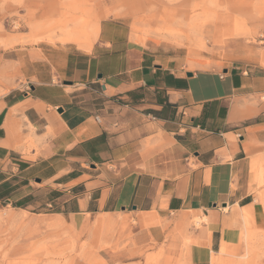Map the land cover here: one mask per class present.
I'll use <instances>...</instances> for the list:
<instances>
[{
    "label": "crops",
    "instance_id": "obj_1",
    "mask_svg": "<svg viewBox=\"0 0 264 264\" xmlns=\"http://www.w3.org/2000/svg\"><path fill=\"white\" fill-rule=\"evenodd\" d=\"M172 62L104 19L87 50L52 47L29 90L0 97V264H34L18 253L52 227L136 255L186 227L189 264L264 238V64Z\"/></svg>",
    "mask_w": 264,
    "mask_h": 264
},
{
    "label": "rangeland",
    "instance_id": "obj_2",
    "mask_svg": "<svg viewBox=\"0 0 264 264\" xmlns=\"http://www.w3.org/2000/svg\"><path fill=\"white\" fill-rule=\"evenodd\" d=\"M104 19L122 22L138 45L186 69L264 64V0H0V97L16 88L29 90L32 76L43 69L32 60L52 47L71 43L87 50ZM98 92L80 100L99 108L104 99ZM198 225L194 220L188 229ZM53 228L49 236L35 234L30 251L18 256L34 264H70L85 253L89 264H189L186 227L156 254L139 255L108 241L88 243L90 235H77L71 226L61 241ZM242 248L213 264H264V238H249Z\"/></svg>",
    "mask_w": 264,
    "mask_h": 264
},
{
    "label": "water",
    "instance_id": "obj_3",
    "mask_svg": "<svg viewBox=\"0 0 264 264\" xmlns=\"http://www.w3.org/2000/svg\"><path fill=\"white\" fill-rule=\"evenodd\" d=\"M64 84H70V83H64Z\"/></svg>",
    "mask_w": 264,
    "mask_h": 264
}]
</instances>
